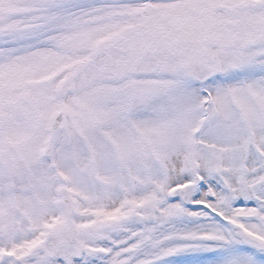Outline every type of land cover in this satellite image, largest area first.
Listing matches in <instances>:
<instances>
[{"label":"snow or ice","instance_id":"6c2138e0","mask_svg":"<svg viewBox=\"0 0 264 264\" xmlns=\"http://www.w3.org/2000/svg\"><path fill=\"white\" fill-rule=\"evenodd\" d=\"M0 264H264V0H0Z\"/></svg>","mask_w":264,"mask_h":264}]
</instances>
